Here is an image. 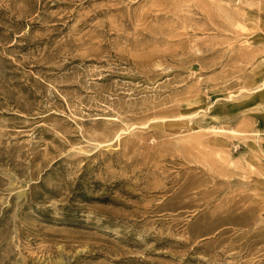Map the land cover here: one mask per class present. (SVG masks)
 Segmentation results:
<instances>
[{"label":"rangeland","instance_id":"obj_1","mask_svg":"<svg viewBox=\"0 0 264 264\" xmlns=\"http://www.w3.org/2000/svg\"><path fill=\"white\" fill-rule=\"evenodd\" d=\"M262 82L264 0H0V264H264Z\"/></svg>","mask_w":264,"mask_h":264},{"label":"bare ground","instance_id":"obj_2","mask_svg":"<svg viewBox=\"0 0 264 264\" xmlns=\"http://www.w3.org/2000/svg\"><path fill=\"white\" fill-rule=\"evenodd\" d=\"M261 88H264V82L261 83V86H260L259 89H261ZM186 116L189 117V118H191V117L193 116V114L186 115ZM223 135H224V134H223Z\"/></svg>","mask_w":264,"mask_h":264}]
</instances>
